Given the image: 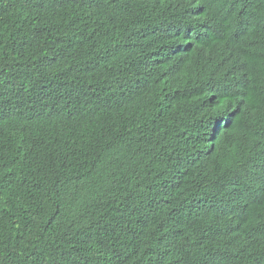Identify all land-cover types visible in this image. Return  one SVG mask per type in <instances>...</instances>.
Listing matches in <instances>:
<instances>
[{
  "label": "trees",
  "instance_id": "1",
  "mask_svg": "<svg viewBox=\"0 0 264 264\" xmlns=\"http://www.w3.org/2000/svg\"><path fill=\"white\" fill-rule=\"evenodd\" d=\"M262 131L264 0H0V264H264Z\"/></svg>",
  "mask_w": 264,
  "mask_h": 264
},
{
  "label": "clouds",
  "instance_id": "2",
  "mask_svg": "<svg viewBox=\"0 0 264 264\" xmlns=\"http://www.w3.org/2000/svg\"><path fill=\"white\" fill-rule=\"evenodd\" d=\"M210 99H212V98H210ZM219 122H221V116L220 117L213 116L210 119V122H209L210 127L213 125V129L215 130L216 128H218V124L217 123H219ZM262 140H264V131H262Z\"/></svg>",
  "mask_w": 264,
  "mask_h": 264
}]
</instances>
